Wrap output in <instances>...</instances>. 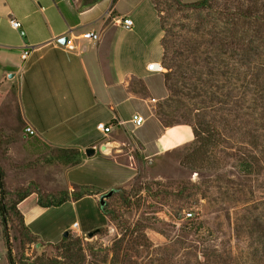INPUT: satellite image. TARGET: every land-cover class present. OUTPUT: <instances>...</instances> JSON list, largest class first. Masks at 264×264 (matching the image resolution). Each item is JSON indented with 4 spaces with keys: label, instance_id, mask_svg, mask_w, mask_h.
<instances>
[{
    "label": "rangeland",
    "instance_id": "obj_1",
    "mask_svg": "<svg viewBox=\"0 0 264 264\" xmlns=\"http://www.w3.org/2000/svg\"><path fill=\"white\" fill-rule=\"evenodd\" d=\"M152 1L161 29L156 58L161 75L147 79L150 92L137 79L129 88L144 100L154 99L135 110L143 118L159 121L163 108L178 115L174 124L179 125L159 121V132L151 123L129 124L122 134L115 129L108 156L133 174L116 187L44 211L37 225L55 240L51 243L31 241L22 225L23 209L62 192L81 193L71 182L98 180L89 175L90 166L70 173L69 167L47 163L54 149L25 131L16 79L13 84L0 79L5 264V237L14 264H264V0H209V8L199 10L183 7L181 0ZM253 6L251 19L237 15ZM230 33L241 43L232 57V50L221 46ZM254 34L247 56L243 49ZM12 63H18L16 57ZM169 71L178 72V96L166 88L163 74ZM184 122L213 130L214 139L187 141L191 127ZM156 144L159 149L153 150ZM245 161L252 174L240 172ZM110 190L114 193L102 209L99 198ZM74 222L78 230L71 229Z\"/></svg>",
    "mask_w": 264,
    "mask_h": 264
},
{
    "label": "crops",
    "instance_id": "obj_2",
    "mask_svg": "<svg viewBox=\"0 0 264 264\" xmlns=\"http://www.w3.org/2000/svg\"><path fill=\"white\" fill-rule=\"evenodd\" d=\"M154 6L152 0H0V70L5 72L0 79L11 84L16 79L13 85L19 114L34 136L52 147L81 152L96 147L98 151L104 141L114 144L115 140H110L115 129L122 134L127 125L133 124L131 118L139 115L135 110L141 107L140 103L150 106L152 99L141 98L130 90L129 83L140 80L150 92L147 79L161 75L159 71L146 74L147 66L158 64L155 57L160 36L148 38L155 32L157 14L142 29L135 30L137 19ZM124 18L133 21L130 31L120 24ZM10 20L20 22L23 36L11 27ZM83 32H94L98 40L92 43L80 39ZM63 36L73 37L75 50L62 47L59 40ZM142 45L151 51L148 55L143 53L134 65L132 53ZM25 50L28 55L23 60ZM13 57L17 64L12 63ZM11 73L12 80L7 78ZM130 109L132 116L128 118ZM97 123L111 126V131L104 135L96 130ZM144 123H151L158 132L162 130L156 118L145 117ZM188 131L184 134L187 141L193 137L191 128ZM158 147L156 144L153 150ZM98 155L117 163L113 157ZM46 210L34 202L23 209L22 215L32 234L51 243L55 240L37 225ZM0 264H5L2 256Z\"/></svg>",
    "mask_w": 264,
    "mask_h": 264
},
{
    "label": "trees",
    "instance_id": "obj_3",
    "mask_svg": "<svg viewBox=\"0 0 264 264\" xmlns=\"http://www.w3.org/2000/svg\"><path fill=\"white\" fill-rule=\"evenodd\" d=\"M235 1L239 2V0H235ZM150 4L151 3H148V6H152ZM178 4H180V2ZM180 5H183V7H185V8H191V9L199 10V9L209 8L210 4H209V0H199V1H196L193 3H183ZM148 8H150V7H148ZM154 8L155 7H151L150 9H148V12H149L148 14H143L141 17H139V19H137L138 20V26L135 27L136 31H138L139 29H142L155 16V14H157L156 9H154ZM255 8L256 7L253 6V8L247 9L246 11H244V14L239 12L237 15L242 16L244 19H251L253 17V13H254ZM155 25H156L155 32L153 31L154 33L152 32L148 36V38L150 40L152 38H154L155 36H159V33H160L161 29L159 27L158 19L154 21L153 27ZM254 33L257 35V38L259 36L261 37V30L260 29H254ZM234 34L235 33H230L229 35H227L226 37H224L221 40V46L223 48L226 49V47H227V48H230L232 50L231 57L234 55H237L236 50L239 49L241 46V43L237 40L239 38H235ZM255 34L253 35V38L250 40V43L246 45V49H243L244 54L247 56L251 55L252 51L254 49L253 41H255V38H254ZM145 36H146V34H145ZM228 39H230V40H228ZM242 45H244V44H242ZM142 46L139 50H134L132 53V60H133L134 65H136L140 62V58H141L143 53L148 55L151 51L147 48H144V46L143 47ZM155 58H157V54H156ZM144 60L147 61L146 58ZM119 70H120V68H119ZM151 73H154V72H151L148 69H146V74H151ZM163 75H164L165 85H166V88L168 89V91L174 96H178V95L182 94V90L178 86V72L174 74V73L169 71V72L164 73ZM166 107L170 108L171 106L168 103L166 105ZM157 115L159 116L160 123L163 122V124L167 127L179 125V123L174 124V122L176 121V117L178 115H176L175 112H173V111L168 112V111L164 110L163 108H161L159 110V112H157ZM112 124L116 125V122L113 121ZM184 124L191 127V130L193 133L192 142L193 141H197V142L201 141L202 143H200V144H207L214 139L213 138L214 136L211 134L213 132V130H211L209 128L202 127L203 126L202 124L192 125V124H189V122H184ZM37 139H39V138L37 137ZM46 145H48V144H46ZM52 149H54L52 151V154L49 155L47 158L48 164H50V165L51 164H59L62 166L69 167L70 173L75 169L83 168L85 165L90 166L88 169L89 175L96 176L98 181H97V183H94V185L97 184L95 186L89 185V184L87 185V184H78V183L71 182L74 185V187L79 188L82 192L77 193L76 190H73L71 193H68L66 191V192H62V194H60V197L58 199L51 198L52 200H50V202H48V203L38 202L37 206H39L43 209L61 207L66 202H68V200L70 198H73L74 202H77L83 198H89L87 196H91L92 195L91 192H94V194H96V193H100V192H103L105 190H108L112 187H116L117 185L128 180L131 177V175L133 174V171L130 170L129 168H126L123 165H120L118 163L107 160L102 156H98L99 158L94 157L91 159H87V157L84 155V153L79 151L76 148L53 147ZM93 165L94 166H98V165L100 166L101 165V168L99 167V170H97L98 167L95 168V167H93ZM239 170H240V172L245 173V174H252L253 173V166H252L250 161H245L239 165ZM101 172L106 173V174L101 175L100 174ZM99 175H101V176H99ZM106 175H108L109 178L106 181H103L104 182L103 183L101 181V178L105 177ZM2 180H3V174L0 170V191L3 190ZM117 190H120V188H117ZM25 198L26 197H24L22 200H24ZM6 211L7 210H5L3 208L2 203L0 202V216L4 221L6 220ZM22 225H23V228L25 229V231L29 233V237H30L31 241L39 240V237L32 234L29 231V229L25 226L23 216H22ZM84 231H86V230H84ZM5 239H6L5 242L7 244L9 264H14L12 259L10 258L11 250H10V246L8 244L9 243L8 238L5 237Z\"/></svg>",
    "mask_w": 264,
    "mask_h": 264
},
{
    "label": "built area",
    "instance_id": "obj_4",
    "mask_svg": "<svg viewBox=\"0 0 264 264\" xmlns=\"http://www.w3.org/2000/svg\"><path fill=\"white\" fill-rule=\"evenodd\" d=\"M120 24H121L122 28L124 30H127V31H130L132 29V27H133V21L131 19H128V18L122 19ZM10 25H11V27L13 29L18 30L20 32V35H22V36L24 35V32L21 30L20 22H18L17 20H10ZM66 38H67L66 42H65V44L62 47L65 50H67V51L75 50V44H74L73 37L66 36ZM79 38L82 39V40H85V41H89V42L95 43L98 40V35L95 34L94 32H83L82 34L79 35ZM27 55H28V52L25 50L22 53L21 58L24 60V59H26ZM151 65L152 64L147 66L148 70L151 71V72L157 71L156 69L151 68ZM152 101H154V99H152ZM131 121L136 127H139V126H142L144 124L145 118H143L141 115L134 114L132 116V118H131ZM96 130L101 132V133H103L104 135H107L111 131V126H107L104 123H97L96 124ZM25 131L29 135H32V136L35 135V132L29 127H26ZM93 148L96 150V147H93ZM71 229L78 230L79 229L78 223L74 222L71 225ZM0 261H1V255H0Z\"/></svg>",
    "mask_w": 264,
    "mask_h": 264
},
{
    "label": "water",
    "instance_id": "obj_5",
    "mask_svg": "<svg viewBox=\"0 0 264 264\" xmlns=\"http://www.w3.org/2000/svg\"><path fill=\"white\" fill-rule=\"evenodd\" d=\"M66 36H63L62 38H60L59 43L61 44H65L66 42ZM159 65L154 63L151 65V68L156 69ZM10 78L13 77V74H11L9 76ZM114 146L110 144L109 141H104L99 145L98 148V152L104 156H107L110 154V152L113 150ZM95 149L94 148H87L84 151V154L86 155V157H92L95 155ZM150 162V161H149ZM114 193V190H110L109 192H107L106 194H103L102 196H100L99 198V205L102 209H104L105 207V199L111 197ZM68 235V232L66 231L63 236L66 237ZM94 234L92 232L88 233L89 237H92ZM39 246V244L37 245V247Z\"/></svg>",
    "mask_w": 264,
    "mask_h": 264
}]
</instances>
